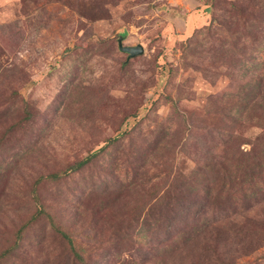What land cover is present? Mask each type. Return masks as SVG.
<instances>
[{
    "label": "rangeland",
    "instance_id": "1",
    "mask_svg": "<svg viewBox=\"0 0 264 264\" xmlns=\"http://www.w3.org/2000/svg\"><path fill=\"white\" fill-rule=\"evenodd\" d=\"M263 107L264 0H0V252L40 178L79 233L96 213L85 262L41 217L0 264H264V183L236 169L264 148Z\"/></svg>",
    "mask_w": 264,
    "mask_h": 264
},
{
    "label": "trees",
    "instance_id": "2",
    "mask_svg": "<svg viewBox=\"0 0 264 264\" xmlns=\"http://www.w3.org/2000/svg\"><path fill=\"white\" fill-rule=\"evenodd\" d=\"M91 19H92L91 21H95V19H97V17L95 16V17H92ZM128 62L126 61L124 66L128 65ZM22 112H23V114L20 117V119L17 122H15L13 125H11L4 132L3 135L6 138L12 132H15L16 130L25 128L27 126V124L29 125V122L33 119L34 115L31 112V108L29 105L26 104L25 107L22 109ZM262 114L264 115V107L262 108ZM263 153H264V148H258L257 150H255V149L251 150L247 154L244 153V155H243L244 160H241V161H239V163L236 164L237 172L241 168L244 171H246L247 174L245 175V180L253 181L255 184H258L259 186H260L261 180L264 183V156L262 155ZM231 161H232L231 159L226 160V162H229V163H231ZM80 163H81V166H76L77 168H79V167L81 168L85 162H80ZM233 166H235V164ZM76 167L74 164V167H72V169H74ZM222 169H223V173H226V174L228 173V171H227L228 167H223ZM242 169H241V171L243 172ZM48 177H50V179H59L60 174L59 173H52ZM41 179L42 178H40L35 184H33V187H32V193H33V198H34V204L36 207V212L28 220H25L23 222L22 226L18 230H16V232L13 233V235L9 234V237L6 239L5 248L0 252V263H2L3 261H5L8 258H11L13 255H15L14 253L18 249L22 248V245H23L22 242H23V239L25 237V233H27V231L30 229V227L33 226L34 222L37 221L41 217H43L45 219V221H47L49 223L51 229L56 233L57 236H59L61 238L63 244H65L67 246L68 250L77 259H80L81 261L85 262L86 261L85 258H88V252H91L94 250L84 246V239H86L85 237H87V235L84 236L83 234L88 230L89 227L93 228V226L95 224V222H94V220L96 219L95 208H93L92 211L90 212V220L87 222V225H84V227L82 228V230H81L82 233H79L77 230H75V227H74L75 224H73L74 226H72L71 224L68 225L65 220H62L56 214H51L48 211L44 202L41 200V198L39 196L38 189H39ZM223 181H224V176H223ZM227 181H229V180H227ZM165 184L158 185L157 189L159 192L162 191V189L166 187ZM176 185H178V184L174 183L171 189L175 190ZM179 185H180V183H179ZM224 189L225 188L222 184V186L219 187V189L217 190L218 194L217 193L215 194V197L217 198V200H220L223 197ZM241 189H244L243 191H246L244 187H242ZM241 189H239V190H233V189L228 190L227 199H224V210L229 207L230 203L233 201V197H235L236 192L240 191ZM170 190L169 189L166 190V191H168V194L166 191H165L166 193L164 192L165 194H163V195H165L166 198H167V195H169ZM182 191H184V188L182 189ZM176 196H177V193H176ZM188 200H191V199L185 197L184 199H181L179 201H181V204H182V203H186ZM186 205H188V204L186 203ZM186 205H185V207H186ZM118 214L120 215V217L122 219H124V221L131 223L134 227L137 225L138 219L135 215L125 216L124 214H121V212H118ZM128 214H130V213H128ZM109 232H110V236L113 237L114 235L121 234L122 231H119L118 229H116V230H110ZM88 237L95 238L93 236H88ZM217 238H218V235H217ZM217 238L214 237L212 242H210V243H211V247L213 248V254L219 255V240ZM224 262H226V261H224Z\"/></svg>",
    "mask_w": 264,
    "mask_h": 264
},
{
    "label": "water",
    "instance_id": "3",
    "mask_svg": "<svg viewBox=\"0 0 264 264\" xmlns=\"http://www.w3.org/2000/svg\"><path fill=\"white\" fill-rule=\"evenodd\" d=\"M123 40L124 39L122 37H120L118 40L119 49L121 52L128 54V61L138 56L144 55L145 49L142 45L124 46Z\"/></svg>",
    "mask_w": 264,
    "mask_h": 264
}]
</instances>
